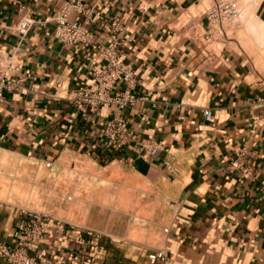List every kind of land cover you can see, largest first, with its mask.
<instances>
[{"label": "crops", "instance_id": "obj_1", "mask_svg": "<svg viewBox=\"0 0 264 264\" xmlns=\"http://www.w3.org/2000/svg\"><path fill=\"white\" fill-rule=\"evenodd\" d=\"M68 1L0 0V53L18 67L0 106V238L38 211L64 227L29 251L50 264H149L159 249L171 264H264V0H235L211 39L215 0H82L69 19L94 33L87 47L55 35ZM31 17L49 20L22 33ZM112 35L137 98L121 147L101 131L116 105L73 100Z\"/></svg>", "mask_w": 264, "mask_h": 264}, {"label": "built area", "instance_id": "obj_2", "mask_svg": "<svg viewBox=\"0 0 264 264\" xmlns=\"http://www.w3.org/2000/svg\"><path fill=\"white\" fill-rule=\"evenodd\" d=\"M76 11L84 13L85 9L82 0H72L60 7L52 17L56 21L55 35L64 43H80L87 47L94 40V33L88 29L85 22L70 20L69 13ZM241 10L234 0H215L214 4L207 10L208 30L205 33L206 39L213 37V29L222 26L226 19L238 18ZM49 19L31 17L24 19L20 25V31L25 33L33 24H45ZM113 36V43L106 48L109 56V63L101 67L93 66L90 73L93 74L91 85L78 89L73 100L78 105L89 104L92 107L100 105H116L114 115L108 118L101 128L107 137L108 143L118 147L123 146L133 135L125 128V110L136 101L135 94L129 89L133 79V70L129 64L121 61L116 54L117 37ZM5 60L0 53V106L3 100V90L9 87L8 74L12 69H17ZM122 78L128 85L125 89L114 92L115 83ZM264 104V99H262ZM205 113L209 116L210 110ZM167 164L170 162L167 161ZM242 174H250V168L241 167ZM264 193V187H263ZM27 220L20 227V236L12 244L0 238V256L7 258L12 264H50L47 258L38 259L29 254V251L39 249L41 243L49 236V226L53 219L38 211H26ZM59 232L64 231L61 221H55ZM91 233V231H88ZM149 264H171L170 257L164 249L152 251L148 254Z\"/></svg>", "mask_w": 264, "mask_h": 264}, {"label": "rangeland", "instance_id": "obj_3", "mask_svg": "<svg viewBox=\"0 0 264 264\" xmlns=\"http://www.w3.org/2000/svg\"><path fill=\"white\" fill-rule=\"evenodd\" d=\"M234 1H235V0H234ZM51 218H52L53 220H55V221H56V220H57V221H61V220H59V219H55V218H53V217H51Z\"/></svg>", "mask_w": 264, "mask_h": 264}]
</instances>
